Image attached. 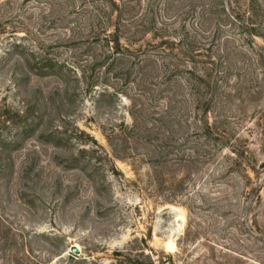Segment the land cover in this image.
Here are the masks:
<instances>
[{
	"label": "rangeland",
	"instance_id": "obj_1",
	"mask_svg": "<svg viewBox=\"0 0 264 264\" xmlns=\"http://www.w3.org/2000/svg\"><path fill=\"white\" fill-rule=\"evenodd\" d=\"M169 262L264 264V0H0V264Z\"/></svg>",
	"mask_w": 264,
	"mask_h": 264
},
{
	"label": "water",
	"instance_id": "obj_2",
	"mask_svg": "<svg viewBox=\"0 0 264 264\" xmlns=\"http://www.w3.org/2000/svg\"><path fill=\"white\" fill-rule=\"evenodd\" d=\"M70 252H71L73 255H75V256H80V255H81L80 250H79L76 246L71 247ZM168 264H172V263L169 262Z\"/></svg>",
	"mask_w": 264,
	"mask_h": 264
},
{
	"label": "trees",
	"instance_id": "obj_3",
	"mask_svg": "<svg viewBox=\"0 0 264 264\" xmlns=\"http://www.w3.org/2000/svg\"><path fill=\"white\" fill-rule=\"evenodd\" d=\"M116 42L119 44L118 40H116Z\"/></svg>",
	"mask_w": 264,
	"mask_h": 264
}]
</instances>
